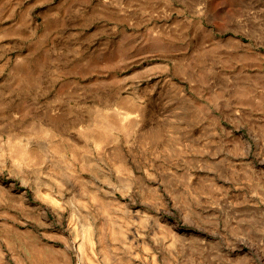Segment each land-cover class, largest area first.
<instances>
[{
	"label": "rangeland",
	"instance_id": "1",
	"mask_svg": "<svg viewBox=\"0 0 264 264\" xmlns=\"http://www.w3.org/2000/svg\"><path fill=\"white\" fill-rule=\"evenodd\" d=\"M114 262L264 264V0H0V264Z\"/></svg>",
	"mask_w": 264,
	"mask_h": 264
},
{
	"label": "bare ground",
	"instance_id": "2",
	"mask_svg": "<svg viewBox=\"0 0 264 264\" xmlns=\"http://www.w3.org/2000/svg\"><path fill=\"white\" fill-rule=\"evenodd\" d=\"M122 50H123V49H120V51H122ZM123 51H124V50H123ZM123 51H122V52H123ZM122 52H121V53H122ZM119 53H120V52H119ZM113 261H114V260H113ZM114 263H115V262H114ZM115 264H116V263H115Z\"/></svg>",
	"mask_w": 264,
	"mask_h": 264
}]
</instances>
